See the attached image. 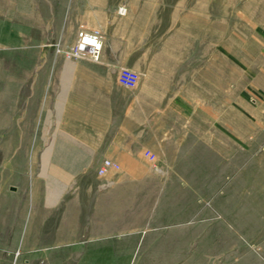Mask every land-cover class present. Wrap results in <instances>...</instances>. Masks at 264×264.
<instances>
[{"label":"rangeland","instance_id":"374dc122","mask_svg":"<svg viewBox=\"0 0 264 264\" xmlns=\"http://www.w3.org/2000/svg\"><path fill=\"white\" fill-rule=\"evenodd\" d=\"M79 247L264 264V0H0V264Z\"/></svg>","mask_w":264,"mask_h":264},{"label":"built area","instance_id":"2783aa9c","mask_svg":"<svg viewBox=\"0 0 264 264\" xmlns=\"http://www.w3.org/2000/svg\"><path fill=\"white\" fill-rule=\"evenodd\" d=\"M86 34L87 33H85V32H80L79 33V42L82 45H85V46H88V47L90 46L92 48V55L95 56L96 53H98V50L100 48L99 37L97 35L92 34V35L95 36L96 42H95V45H90V44H87L86 41L84 40ZM89 34H91V33H89ZM137 80H138L137 73L134 72L131 69H128V68H123L120 71L119 76H118V82L122 86H125V87H134V85L137 83ZM111 166H112L111 161L105 160L103 162V167H101V170L104 171V169L106 167H111Z\"/></svg>","mask_w":264,"mask_h":264},{"label":"crops","instance_id":"0c3cea01","mask_svg":"<svg viewBox=\"0 0 264 264\" xmlns=\"http://www.w3.org/2000/svg\"><path fill=\"white\" fill-rule=\"evenodd\" d=\"M102 49H103V55H102V62L103 63H111L113 60H111L110 58H109V56L108 55H106L109 51H110V49H111V46H105V44H103L102 45ZM106 50V51H105ZM105 52H106V54H105ZM105 91H111L110 89H106ZM106 95H109V93H105ZM64 246V245H63ZM76 254H78V256H79V260H78V264H83V258L85 257V255H86V251H85V249L84 250H82V249H80V247L78 248V250H77V252H76Z\"/></svg>","mask_w":264,"mask_h":264},{"label":"bare ground","instance_id":"6f19581e","mask_svg":"<svg viewBox=\"0 0 264 264\" xmlns=\"http://www.w3.org/2000/svg\"><path fill=\"white\" fill-rule=\"evenodd\" d=\"M84 40L86 41L87 44H90V45H95V42H96V38L92 34H89L88 36H86Z\"/></svg>","mask_w":264,"mask_h":264}]
</instances>
